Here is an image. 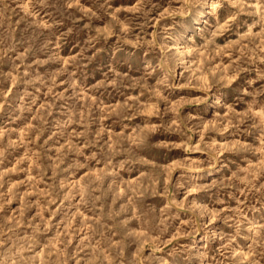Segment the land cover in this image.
<instances>
[{
    "label": "rangeland",
    "instance_id": "obj_1",
    "mask_svg": "<svg viewBox=\"0 0 264 264\" xmlns=\"http://www.w3.org/2000/svg\"><path fill=\"white\" fill-rule=\"evenodd\" d=\"M0 264H264V0H0Z\"/></svg>",
    "mask_w": 264,
    "mask_h": 264
},
{
    "label": "bare ground",
    "instance_id": "obj_2",
    "mask_svg": "<svg viewBox=\"0 0 264 264\" xmlns=\"http://www.w3.org/2000/svg\"><path fill=\"white\" fill-rule=\"evenodd\" d=\"M213 3L212 2H209L207 4V7L200 12L199 16L194 20V24L195 25H199L203 22H205L208 14L210 13V10L213 9ZM178 48H182L181 52H183V47L179 46ZM212 94V93H211ZM219 169L218 167H215L212 171L209 172V175L210 176H213L215 172H217ZM192 172H196L195 169H191ZM215 171V172H214ZM192 174V173H191Z\"/></svg>",
    "mask_w": 264,
    "mask_h": 264
}]
</instances>
